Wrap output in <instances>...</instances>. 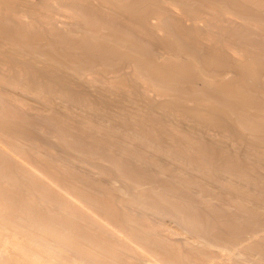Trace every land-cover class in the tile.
<instances>
[{"label": "bare ground", "instance_id": "obj_1", "mask_svg": "<svg viewBox=\"0 0 264 264\" xmlns=\"http://www.w3.org/2000/svg\"><path fill=\"white\" fill-rule=\"evenodd\" d=\"M169 1L170 0H168V2ZM172 1H177L180 4V7L182 6L181 9H183L182 12L184 14L182 15L185 16L184 19H189V17H192L191 20H194L193 18H196L194 17L196 12L192 10H195L197 7H195V9L187 8L189 5L188 2L192 4L194 1ZM199 1L200 0L197 2ZM227 1L226 3L228 6L232 0H229L230 3ZM165 2L166 0H0V264H4L2 263L1 259L5 256L2 255H4L8 249H15L18 253L16 259L12 257L5 258V260H8V264H73L72 262L66 260L65 257L58 254L60 253L65 255V253H63V249L56 247V244L62 246V242H64L69 247L66 248V251L72 252V255L77 257L78 264H129V262H125L126 259L125 261H122L121 259L116 258L118 256H115L114 258V248L112 251L111 245L112 243L116 242V239H119H115V235L117 233L115 232L114 235V231H112L111 228H118L128 238H130L131 234H136H133V232H136L135 230H137L135 228L134 230L133 226L139 228L137 231H141L144 228L147 230L151 228L155 230V228H153L150 224L146 225L144 223L145 225H141V221L143 222L144 219L146 220L149 218V215L146 216V214L153 211L155 214L158 213L159 215H163V217L167 215V218L165 219H168L170 216L176 217L177 220L179 218H186V221H188L189 218L187 217L197 219L194 222L196 225L194 226V233H196L198 238H200L195 239L194 237L195 241H198H196L195 245L193 244L189 246H195L197 250L201 252V254L205 253V255H207L205 256L207 259L209 256H211V252H213V250L210 249L212 246L213 248L215 246L218 247V243H224L228 238L230 239L229 244L233 241V239L231 240L230 238V235H232L231 232L234 234V232L242 228L241 221H246V223H242L244 229L243 231L245 233L249 231L247 228H251L252 231L254 230L252 227H254L256 230V227H258L256 224H259L260 222L262 223V221H264V217H262V215L264 216V214H262L264 211L261 212L260 210L264 208V82L261 80V83L258 84L257 81L256 83L258 85L252 87L250 86L251 83L247 84L248 82H245L246 78L249 77H246L245 81L242 77V79H237L236 81V78L234 79L233 77L235 76L233 75L232 77L229 76L232 78L231 82L228 80L229 83L226 84L223 79L222 82H220V77H222L223 74L220 76V72L218 71L219 73H216L219 76L218 78H220L219 83L216 78L213 80V77L216 76L215 73L214 76L211 72V76L213 77L210 79L211 76L209 77V73L211 69L209 70L208 76L206 75L205 71L208 72V70L205 69H208V66L205 67L202 65L205 67L203 68L197 62H194L196 66L194 64V66L192 65V70H188L189 72L193 71L194 74L189 76H176L175 74L174 76L173 73H175V70H177L175 69L177 66L174 63L175 59H171L173 56L168 58V55L166 54H169L171 50L173 52V49L177 51L176 49L182 50V48H184L182 46H184L183 44H186V42L184 43L182 41V34L180 32L182 29L188 26H185L184 23L182 26L180 25L178 27L177 22L181 21L177 20V22H175L176 20H173V22L167 16L166 17L169 18V20L166 19V17H163L164 14L161 15L162 13L159 14L156 12L159 7L154 10L152 8L153 6H151H158L160 3L161 5L162 3L165 5ZM215 2L217 1L214 0L213 6L217 4V7L219 6L220 9L226 8L227 10H224L225 12L228 10H232L233 12L235 9L240 19L237 17L235 12L233 16L236 15L235 17L238 18L240 22L241 19L243 22L245 21V26L251 25L252 22L257 26L258 23L256 24V22L264 20V16L263 19L259 17V15L262 17V14L264 13L263 11V13L258 14L260 13L258 12V15H255L256 13L254 14L253 10L251 11L246 8L247 4L242 3L239 5L235 2L237 5H234L232 9L231 6L234 3H231L229 5L230 7H227L226 4L224 6V3L220 4L219 2ZM203 3H205V1H203ZM168 4H170V2ZM200 4L202 3L200 2L198 7H200ZM207 4L212 5L211 2H208ZM156 6H154V8ZM99 7L103 8L104 10L109 9L108 12L114 11L116 13H120L121 10L122 13V11H124L125 14L122 13V15H127V20H131L129 25L125 26H130V28V24L138 25V23L144 25L146 24L145 26L147 27L149 22L148 18L151 16H158L154 17L153 19L154 22L155 18L157 20L155 23H153V27H151L152 24L150 22L149 23L151 26H148H150L152 29L155 27V30L159 29L156 30L157 32L161 31L165 33L163 34V37L161 36L162 39H164V35H166L163 42L165 44L164 48L171 47V49L169 48V52L164 54L166 56L163 57H167L163 58L162 61L164 62L161 63L160 60L162 59V53H155L158 55L157 57L154 56L155 54H153V52H150L152 53V56H154L153 58L160 57V64L157 63L159 61L154 64L153 62H155L156 59L150 57L151 54L149 53V49H147L149 47L147 43L145 46L146 48L141 46V41L143 40L142 38L145 36V39H147V35H144L145 32L142 33L143 35L138 32L139 35H142V38H140L141 40L139 39L140 43L138 42V44L137 41H135L136 39L138 40V38H133L135 36L134 33L131 37L133 40H131L128 38L130 37V35H128V31H123L124 28L117 25L119 23H116L117 26L113 24L115 17L111 18L112 12L110 15L107 14V12L105 14L103 9H101L103 11L100 10L99 12ZM206 7L208 9V6ZM219 7L217 8L218 10L216 9L217 11H220ZM166 8H168V5ZM260 8L262 7L260 6ZM181 9H179L180 12ZM207 9H205L206 12ZM222 11L223 10H221L220 13H222ZM114 12L113 15L115 16ZM193 12L194 14H192ZM225 12L223 13L226 14ZM120 14L118 15L119 18ZM197 14L195 16L198 18L201 12L198 15ZM57 15L61 16L60 18H65L63 23L59 21L60 19ZM203 17L201 19H206ZM224 18L225 19H222V21L226 20L225 16ZM212 20L214 21V19ZM123 21L126 24L127 21H125V17ZM202 21L206 22L205 20ZM226 22L227 20L224 23ZM262 22L264 24V21ZM229 23L226 25H231V22ZM60 24L63 25L61 26L62 28L59 27ZM174 24L176 27H178V29L182 27L180 28L181 30H179L180 32H175L176 30ZM196 24L197 23L195 22L192 23L193 26L190 28L191 25L189 23V27L185 29L189 30L190 28L191 33L193 31L196 32L198 31V25L196 26ZM241 24L243 23H240V25ZM144 25L140 26L145 27ZM243 26L244 25H242V27ZM234 27L236 28L237 26H233V28ZM260 27L262 28V26ZM139 28H137L138 31ZM148 28L149 27H147V29ZM203 29L200 28V30L204 31ZM218 29L220 30V28ZM121 30L125 33H121ZM155 30L153 29V32H155ZM131 32L132 31H130L129 34H131ZM183 32H186L185 35L188 33L187 31ZM195 34L199 36L197 32ZM195 34L192 35L194 36ZM193 36H190L191 40ZM226 36H228V34ZM127 39H130L129 42ZM255 39L257 40V38ZM207 40H209V38ZM150 41H152V38H150ZM251 41L253 42V40ZM192 42L194 41L192 40L191 43ZM163 43L161 44L163 45ZM142 44H144V42ZM255 44L257 43L255 42ZM117 46H119V48ZM188 46L189 44H187V46L185 45L186 48L190 47ZM116 47L118 48V51ZM138 47L140 52L144 49L148 50L146 55H150V58L148 57L143 59V57H146L142 55V53L145 55V50V52L142 51L141 53L134 52L138 50L136 49ZM191 47L194 48L195 46ZM123 48L125 49L123 50ZM193 48H189V50L194 52L196 48L192 50ZM120 49H122V52ZM151 49L153 48H150V51H152ZM179 50L177 52H179ZM216 50H218V48ZM187 51L185 50L186 53ZM225 51L226 50H222L223 53ZM172 52H170V54H172ZM219 52L222 57H225V54H222L221 50L216 53L219 54ZM232 52L234 53V50ZM189 54L190 52L186 54L188 55L187 58L191 55V57L196 55L195 52L194 54ZM184 55L183 57H185ZM221 55L219 56L220 58H222ZM243 57L244 56H242V58ZM206 58L207 57L204 59L207 60L209 57L207 59ZM190 59L192 60V58ZM211 59L210 60L213 63V60H217L218 58L215 56ZM218 60L216 63L219 62V64L222 63V60L225 61L224 59ZM259 60L261 61L262 59ZM187 61H189V59ZM204 61L202 60V63H204ZM207 61H205V65ZM183 62L181 65H183ZM189 62L193 63L192 61ZM234 62L238 63V61ZM212 63H210L209 66L212 65ZM225 63H223V66H225ZM124 64L129 65V71L132 69L131 74L127 70L130 75H127V72L126 74L124 73L125 75L121 74ZM217 65L216 68L220 70V67L218 68ZM229 65L232 66L231 64ZM262 65L264 67V63L261 64V67ZM179 68L181 69V66ZM182 69H184L183 66ZM181 70L178 71L180 72ZM86 71L90 73H84ZM185 71L182 70V73H185ZM108 72H110V74ZM203 72H205V76H199L202 75ZM106 73H108L110 77L112 74H114V77L111 79L109 76H107L109 77L107 78L106 75L108 74ZM243 73H245V71H243ZM225 77L224 79L227 81L228 76L226 78ZM253 77L254 76H252V79ZM257 77L259 76L257 75ZM216 81L217 83H215ZM223 81L225 82L224 85L221 84ZM198 84L200 86H198ZM220 84L221 86H219ZM253 85L255 84L253 83ZM150 91L159 93V98L161 97V100L159 99L160 101H158V103H156L157 101L155 99L152 101L149 100L150 98H148L147 95ZM83 111L86 113H83ZM81 113H83V116L80 115ZM84 114H86V116ZM210 130L211 132H217L220 134L219 137L221 136L222 138L220 139L217 136L219 140H217L218 138L215 139V142L214 140H210L214 135V132L211 133ZM209 134L213 135L211 136ZM205 135H209V139H207V136L205 138ZM224 135L225 137H223ZM48 136L54 137L55 141L52 140L53 138ZM214 136L216 137V135ZM40 137H44V140H46V137L48 139L50 138L46 144H49V142L52 140L51 143L54 144L52 145L54 148L56 146L60 150L59 153L62 152L61 155L64 153L63 151H67L65 154H69L73 151L72 155L76 152L80 156L82 155V157H84L83 159L87 157L85 160H82V157L80 158L81 164L82 161H88L91 163L92 160L98 156V159L94 160H102L104 162L106 160L109 162L108 164L111 163L113 167H117L118 170L114 167V171H119L118 173L115 172V174H117L116 176L113 175V167V173L111 174L110 172V167L112 166L111 164L109 166L107 165L108 167L106 166L104 170L102 169L105 172L108 171V173L105 175L103 174L105 172L102 171L103 173H100V175H102V177L105 175V178H111V180L110 178L108 180L104 179V182L109 180L115 181L119 178L118 181L120 182V185L122 184L121 186L118 184L120 187L117 186V183H119L117 180V183L113 182L115 183L113 186L116 185V187L121 189H119V193H117L118 190H116L115 186H108L106 183H102L103 185L108 186L104 187L97 184L99 181L95 183L98 178H96L97 180L94 178L95 181H91L87 176L86 178L89 180L86 178L84 179V175V177L81 176L82 178H80V175L77 176V173L80 171L78 172V169L76 170L71 164L70 165L72 168H69L67 163H62V157H60V154L53 152L57 151L56 149H53V151L50 152V149H45L44 146L47 145H45L44 141L42 140L43 138ZM224 138H226V140L229 139V141H223L225 140ZM41 140L44 144H40H42L44 148H42V145L40 146L39 144ZM45 142H47V140ZM53 146L50 145V147ZM149 149L153 150L152 156V153L149 154L150 156L146 154L148 153ZM76 153L74 155L77 157L78 155ZM91 156L94 158L92 159ZM79 157L77 158L79 159ZM63 158H65V160L68 158L70 159V155L69 157L68 155L67 157L63 156ZM72 159H70L71 162ZM133 160L136 163H134ZM167 162H169V164H167ZM99 163L100 162H98V166ZM133 163L134 165H131ZM96 164L97 163L94 162V165ZM84 166L82 167L84 168ZM142 166L144 168L149 166L147 168L148 170L150 166H153L156 168V170H159V172L157 171L159 177L156 173L153 174L155 176H150L148 178L149 182L151 181L153 184L156 183L157 187L154 186L155 184L151 185V183L146 181L149 171L153 168H151L149 171L145 168L147 170L145 172V169ZM91 167L86 168L89 170ZM100 167L101 165L99 168L97 166L95 167L96 169L98 168V172L99 169L104 168V166L101 168ZM72 169L73 171H77L76 175L75 173L73 174V172H71ZM142 171L147 173V175L141 174L143 173ZM152 171L153 173L156 172L155 170ZM98 172L96 171L95 173ZM72 174L75 176H71ZM79 174L82 175L84 173L80 172ZM187 174L190 175L188 176ZM219 174H224L226 177L228 176L227 178H235V180L233 179L235 182L233 181V183H230L231 179H228L230 182L227 181V179L223 180V178L226 177L224 176L222 178L223 175L219 176ZM95 175L100 176L99 173ZM144 176L146 179L143 182L144 178L142 177ZM197 176L201 177V179H198ZM76 177H78L79 180H86V183L83 180L81 181L87 185L78 182L79 180H77ZM132 179L135 181L138 179H143L138 180V182L142 181L141 183L139 182V185L143 184V186H148V184H150L151 188L148 186L149 188H145L143 189L144 191H141L138 189L140 186L137 188L135 187V184H138L137 181L136 183H133L134 181ZM73 180H75V183ZM127 180L132 182L130 183L131 187H129V181ZM110 181L107 183L110 184ZM76 182H78V185H84V187L90 186V182L91 186H93L92 189L89 187L91 189L90 191H86L88 189L87 187L84 190V187L81 185V189L80 186L76 185ZM145 182H147V184H145ZM157 183H159V185ZM95 184L98 185H96V189ZM132 184H134V187H132ZM213 184L218 186V189L216 190H219V187L221 186L223 188L222 190H227L229 193H231L230 195H233L232 197L229 196L226 199L231 207H227L229 205L224 201L227 195H224L223 193L222 194L224 197L221 196L224 198H221V201H223H220L221 203L215 201L218 198V193H215V189L213 192L212 187H210ZM143 186L141 187L144 188L145 186ZM152 186H154V188ZM193 186L199 187L198 189L200 190L203 189L201 191H212L213 195L211 194V196H214L215 193L216 195L214 198L217 197L215 200L213 197L209 198H213V202H218L221 207L218 206V204L216 205V203H211L212 201L210 199H205L207 193L204 197V194H202L200 191L201 194L199 192L198 196L196 195L195 197L193 191L190 192L191 190H194L190 189V187ZM132 188L137 189V191L135 189V194L139 192L137 193L138 195L134 194V190H132ZM147 189H149V191L150 189H157V192L160 191L161 193L164 192L167 193V195L169 194L168 197L161 195V193L159 195L157 193L155 195L153 194L154 196L158 195L159 197H157L159 200L156 201L159 202L157 203L159 204V211L156 209L157 212L155 211V207L152 205V202L157 199L155 198L153 200L151 198V193L153 191L150 193ZM114 191L117 193L116 195L119 194L120 197L115 196V193L113 194ZM120 192L124 193L120 194ZM154 192L156 191L154 190ZM222 194H218V196ZM207 196H209V193ZM218 199L220 200V197ZM193 200L198 204L200 203L199 205L201 207L194 203ZM223 202L227 204V206L224 207L222 204ZM130 203V206L134 204L139 206V211H137V213L135 212L137 209L134 210L133 207L128 206ZM155 203L153 204L157 206ZM190 203L191 206H193L192 204H195V210L190 209L192 208ZM151 205L154 210L151 209L152 211H149L148 209L151 207ZM195 206H198L196 208L200 207L202 210H196ZM258 206L262 208L259 209ZM129 207L133 208L134 211L132 212L131 209L129 210ZM218 212L220 214L223 212L221 216H223L224 212H226V214L228 212V214H231L232 219H237L235 220L237 223L231 219L232 222L234 221L233 223L238 224L234 225L236 228H233V226L231 228V225L233 224H230L227 227L224 225L225 228L220 226L224 229L220 228L218 223H220L219 220L221 217H218L219 220L216 219L217 215L219 214ZM171 213L172 215H168ZM192 219H190V222ZM208 220L213 221L209 222ZM248 221L250 225L247 223ZM78 223L82 224L78 225ZM133 223H137V225L140 223L141 224L137 226L136 224L133 225ZM261 223L259 225H261ZM222 224L223 222L219 225ZM247 224L252 227L245 226ZM160 225L158 226V229L162 228ZM153 226L157 227V225ZM209 226H211V228ZM238 226H241V228ZM244 226L247 231H245ZM260 227L263 228L264 226H259L257 228L259 233V230L261 229ZM131 229L134 231L132 232ZM166 229H168L167 226L165 230ZM207 229L212 231H207ZM67 230L70 231L68 232ZM169 230L170 229H168V231ZM217 230L219 232L218 234H216ZM251 231L249 233L247 232V235L249 234L250 236ZM262 231H264V229ZM144 232H140V234L137 232L135 235L137 238H134L133 236L134 240L138 239L137 241L142 244L140 247H153L151 249L149 248L150 250L147 248L151 253H153L154 248L156 251L160 249L161 253L159 252V254L163 256V262L168 261V263L171 262V264H189L191 260V264L193 263L194 258L197 260V262L201 261L196 259V257H199L198 253H196L197 255L195 254L196 250L195 252L192 250L191 255L186 258L184 256V249L188 246H185V248L183 247V253L180 251V247L178 248V246H176V243L175 245L168 244L170 241L166 243L163 240L166 238L161 237V235L159 236V240L157 237L156 239L155 237L153 238V236L156 235H150L151 237H149V233ZM211 232H213V234H210ZM238 232L236 234H238ZM244 232H242V234H244ZM239 233V236L242 237H245L246 235H242L241 232ZM236 234L232 235V238L233 236L235 238ZM256 234L251 235V238L254 235V237L257 238ZM107 235H110V237ZM116 236L119 237L118 234ZM244 237L243 240H240V237L237 240L236 238L234 239L237 241V243L239 240V245L236 243L237 250L240 248V245L242 246L244 244L243 247L245 248L247 245L246 247L249 248L250 251L248 244H251V242L246 244L245 242L250 240L247 238L245 239ZM223 238L225 240L224 242L222 241ZM255 238L251 239L255 241H253L254 243L259 242L258 240L264 237H258L259 239L257 240H255ZM120 240H122V237ZM167 240L170 239L168 238L166 241ZM216 240L219 242L216 243ZM209 241L215 242L214 245L212 244L213 242H211L210 244L212 246L207 247L206 244H209ZM235 241L233 243H235ZM241 241L244 243L240 244ZM116 243H118V241ZM226 243L228 244V241ZM233 243H231L232 247L234 245ZM260 243L261 242L257 244L260 245ZM204 244L206 246H204ZM257 244H255L256 247H253L256 251H258L257 248H260L257 247ZM156 246H159L160 248L157 249ZM129 247L130 246L127 245V248ZM232 247L229 250V247L226 248L224 246V248L228 249L227 251H224L229 253L230 251L234 250L235 246L233 249ZM144 248L142 247V249ZM244 248L243 250L239 249L240 251H238V254H241V251L245 250ZM253 248L251 246L252 250ZM262 248H264L263 243L261 249ZM56 249H59L60 251ZM129 249H131V247ZM261 249H259V251H261ZM148 250L145 252L148 253ZM210 250L212 251L210 252L211 254L209 253V255L207 253ZM246 251L244 252L247 253ZM215 253L214 256L216 255ZM220 253H222L225 257ZM220 253L217 252V254H220V257L223 256L224 258H227V255H225L223 251ZM260 253H262V251ZM235 254H237V251L236 253L235 251L229 253L228 257H237L238 254ZM256 255L259 256V253ZM65 256L67 257V255ZM200 257L203 259L205 258L203 256ZM216 259L211 257L209 261L205 259L204 260L210 262V264H227V262L224 263V261H218V259ZM235 259H231L230 261V259L228 260L227 258V261L235 264L233 261H238V258L236 260ZM144 262L146 264L151 263L150 261H143L142 264ZM208 262L204 263L209 264ZM252 262L254 263V261ZM194 264L198 263L195 261ZM237 264L241 263L237 262Z\"/></svg>", "mask_w": 264, "mask_h": 264}, {"label": "rangeland", "instance_id": "obj_2", "mask_svg": "<svg viewBox=\"0 0 264 264\" xmlns=\"http://www.w3.org/2000/svg\"><path fill=\"white\" fill-rule=\"evenodd\" d=\"M32 1H37V0H32ZM188 1H191V0H188ZM193 1H194L195 3H194ZM197 1H198V0H192V2H193L192 4H191L190 2H188L189 5H188L187 8L195 9V7H197L195 10H192V11L196 12L195 15L197 14V12H198L199 10H200V11L198 12V14L201 12V14H199L198 18H197V16L194 15V17H196V18H193L194 20H191L192 17H191V18L189 17V19L191 20L192 23L195 22V23H197L196 26H197V25L199 26V27L197 26L198 31H196L197 34H199V36L196 35V34H195L196 32L193 31V30H192V31H193L194 33H193V32L191 33L190 28H192L193 25H192V23L190 22V20H189L188 18H187V19H186V18L184 19L185 16L182 15V14H184V13L182 12L183 9H181L182 6L180 7V4H179L177 1H172V0H170V1H169L170 4H168L169 2H168V0H166V2H165L166 4H165V5L163 4L164 1H163L162 5H161V3H160L158 6H156V5H151V6H153L152 8H153L154 10L157 9V7H159V9H157L156 12L159 13V14L162 13L161 15L164 14L163 17H166V16H167V17L170 18L171 21L176 20L175 22H177V20H178V21H181V22H177V23H178V24H177L178 27H179L180 25L182 26V24H184V23H185V24H184L185 26H188V27H189L188 24L190 23L191 27L189 28V30H186V29H185V28H188V27L183 26V27H185V28H184L185 30L182 29L181 32H180L179 30H181L180 28H182V27H180V28L178 29V27H176L175 24H174V26H175V30H176L175 32H180V33L182 34V35H181L182 41H183L184 43L186 42V44H183L184 46H182V47L186 48L185 45L187 46V44H189L190 47H189V46H188V47L191 49V48H193V47H191V46H195L192 50H194V49L196 48V50H194V52H195L196 55H194V57H191L192 55L189 56L190 58H192V60H191L189 57L187 58L188 55H186V54H188V52H190V54H194V52L191 51V50H189V48H186V49H185L186 51L189 50V51H187V53L185 52V50H183L184 48H182L183 51H182L181 49H180V50H179V49H176L177 51L179 50V52L175 51V50L172 48V49H173V52H172V50L170 51V52H172V54H170V52H169V48L171 49V47H168V46H167L168 48H164V45H165V44H164L163 42H164V39H165V36H166V35H164V39H162V37H163V34H165V33L161 32V31H158V32H157L156 30H159V29H156V30H155V27L153 28V29L155 30V32H153V29L150 28V26H151L150 23L152 24L151 27H153V23H155V22L157 21L156 18H155V22H154L153 19H154V17H158V16H151V17H150L151 19L148 18V21L150 22V23L148 22V25H150V26L147 25V27H149L148 29H147V27L145 26L146 24L144 25V24H140V23H138V25H139L140 28L138 27L137 24H135V25L130 24V25H131V28H130V26H129V27H126V26H125V25H129V23L131 22V20H130V19H128V20H130V21L127 20L128 17H126L127 15L124 16V14H125L124 11H122V13H124L123 15H122V13H121V10H120V13H121V14H120V13H116V12H114V11H111V12H112V14H111V12H108L109 9H108V10L105 9V10H106V11H105L103 8H100V7H101V6H100V7H99V12H100L101 9H103L104 11H103V10H101V11H103L105 14H106V12H107V14H109V15L111 14V18H112V17H115L116 19L114 18V23H113V24H115V26H117V25H118V26H122V27L124 28V30H123V29H122V30L125 31V32L128 31V35H130V37H128V36H127V37L130 38V39H131V37H132V34L134 33L135 36H134L133 38H134V39H136V37L138 38V40H137V39L135 40V41H137V43L141 40L140 38H142V35H143L142 33L145 32L144 35H147V36H146L147 39H145V36L142 38L143 40L141 41V46H142V47H143V46L145 47V46H146V43H147V45L149 46V47L147 46V47H148L147 49H149V53H150V52H153V54H155V53H156V54H157V53H158V54H161V53H162V56L160 55V56L162 57V59H160V57H159V58H153L154 56H157V57H158V55L155 54L154 56H152V53H150L151 56H150V55H149V56L152 57L153 59H156L155 62H153L154 64H156V62L159 61V59L161 60V63H162V62H164V61H162L163 58H167V57L170 58V56H171V57L173 56L171 59H172V60L175 59V60H174V63L177 65V66H176V65L174 64V65L176 66L175 69H177V70H175V73H173L174 76H175V74H176V76H189V75L194 74L193 71L189 72L188 70H192L193 66L195 65L194 62H197V63H199L201 66H202V65L205 66V67L208 66V69H205V70H208V72L204 70V71L206 72V75L208 76L209 70L211 69V70H210V73H209V77L211 76V72H212V74H213L214 76H215V74H216L217 77H216V76H215V77L211 76L210 79H212V77H213V80H215L214 78H216V80H218V82L220 81L219 79L221 78V81H220V82H222V79H223V80L226 82V84H228V83H229L228 80H230V82H231V80H232L231 77H232L233 75L235 76V77H233V78H234V79L236 78V81H237V79H242V78H243L244 81H245V78H246V77H249V78H246V81H245V82H248L247 84H250V83H251L250 86H252V87H254V86L258 85L259 83H261V80L264 82V69H262V68H264V67H263V65H262V67H261V64L264 63V53H263V52H264V49H263V48H264V46H263L264 44H262V43H264V42H262V41H264V31H263V30H264V24H263L262 21H264V20H262V21L260 20L259 22H256V24L258 23L257 26L254 25L253 22L251 23V25H249V26L246 25V26H245L244 23H246V22H245V21L243 22L242 19H241V22H240V20H239L240 17L237 15V13H236L237 11H236L235 9H234L235 11L233 10V12H232V10H228L227 12H225L224 10H227L226 8H221V9H220V7L218 6L220 11H217V10H218V9H217V8H218V7H217V4H216V5L214 4V5L216 6V8H215V6H213V2H214V0H210V1H208V0H203V1H205V3H203V1H201V0H200L199 2H197ZM212 1H213V2H212ZM215 1H217V2H215V3H218V2H219L220 4H223V3H224V6H225V4H226V6H227V3H226L227 0H226V1H224V0H220L221 2L218 1V0H215ZM230 1H231V0H230ZM230 1L228 0L227 2L230 3ZM196 2H197V3H196ZM200 2H201L202 4H200V7H198V6H199L198 4H199ZM206 2H207V3H208V2H211L212 5H211V4H207ZM235 2H236L237 4H239V5H241L242 3H243V4H247V5H246V8H248V9L251 10V11L253 10L254 14L256 13L255 15H258V14H261V13L264 12V5H263V4H264V0H250V1H249V0H246V1H245V0H244V1H243V0H241V1H238V0L233 1V0H232L231 3H232V4L234 3V4L231 6V8H232L234 5H235V6L237 5ZM240 2H241V3H240ZM155 3H156V2H155ZM231 3H230V4H231ZM190 4H191L192 6H191ZM206 4H207V5H206ZM230 4H229V5H230ZM255 4H256V5H255ZM167 5H168V8H166ZM195 5H196V6H195ZM203 5H204V6H203ZM218 5H219V4H218ZM229 5H228V6H229ZM248 5H249V6H248ZM259 5H260L262 8H260ZM154 6H156V7L154 8ZM163 6H164L165 8H164ZM206 6H208V9H207ZM228 6H227V7H228ZM179 7H180V8H179ZM202 7H203V8H202ZM229 7H230V6H229ZM242 7H243V6H242ZM255 7H257V8H255ZM258 7H259V8H258ZM162 8H164V9H162ZM200 8H201V9H200ZM209 8H210V9H209ZM250 8H251V9H250ZM179 9H181V12L179 11ZM205 9H207V12H206ZM211 9H215V10H211ZM216 9H217V10H216ZM228 9H229V8H228ZM232 9H233V8H232ZM248 9H246V10H248ZM254 9H255V10H254ZM162 10L165 11V12H163ZM201 10H202L203 12H202ZM221 10H223L222 13H220ZM249 10H248V11H249ZM256 10H257V12H256ZM158 11H159V12H158ZM209 11H211V12H209ZM216 11H217V12H216ZM262 11H263V12H262ZM103 12H102V13H103ZM113 12L115 13V16L113 15ZM194 12H193L192 14H194ZM223 12H225L227 15L224 14ZM234 12H235V14L237 15V17H238L239 19L235 17L236 15L233 16ZM258 12H260V13H258ZM104 13H103V14H104ZM165 13H167V14H165ZM257 13H258V14H257ZM119 14H120V18H121V19H120L119 16H118ZM198 14H197V15H198ZM215 14H216V15H215ZM218 14H219V15H218ZM179 15H180V16H179ZM213 15H214V16H213ZM57 16H58V15H57ZM122 16H123V17H122ZM201 16H202V17L204 16L203 18H206L207 20H206V19H201V18H202ZM219 16H221V17H219ZM222 16H223V17H222ZM224 16L226 17V20H227L226 23H224L226 20L222 21V19H225ZM227 16H228V17H227ZM263 16H264V13L262 14V17H261V15H259V17L262 18V19H263ZM60 17H61V16H58V18L60 19L59 21H60L61 23H63L65 18L63 19V17H62V18H60ZM124 17H125V21L128 22V23L126 22V24H125V22L123 21V20H124ZM152 17H153V18H152ZM167 17H166V19L169 20V18H167ZM177 17H178V18H177ZM182 17H183V18H182ZM209 17H210V18H209ZM212 17H213V18H212ZM216 17H217V18H216ZM234 17H235V20H234ZM218 18H219V19H218ZM61 19H63V20H61ZM118 19H119V20H118ZM149 19H150L151 21H150ZM208 19H209V21H208ZM212 19H214V21H215V19H216V21L214 22ZM230 19H231V20H230ZM236 19L238 20V22H237ZM202 20H205L206 22H207V21H208V22L206 23V22H204V21H202ZM211 20H212V22H211ZM220 20H221V22H220ZM228 20H229V21H228ZM121 21H122V23H121ZM152 21H153V22H152ZM193 21H194V22H193ZM217 21H218V22H217ZM233 21H234V22H233ZM235 21H236V22H235ZM60 22H59V23H60ZM173 22H174V21H173ZM182 22H183V23H182ZM199 22H200V23H199ZM213 22H214V25H213ZM216 22H217V24H216ZM219 22H220V23H219ZM222 22H223V25H222ZM229 22H231V25H229V24H230ZM232 22H233V25H232ZM59 23H58V24H59ZM116 23H119V24L116 25ZM123 23H124V24H123ZM179 23H180V24H179ZM204 23H205V25H204ZM227 23H229V24H228L229 26L226 25ZM234 23H235L236 25H235ZM240 23H243V24L240 25ZM201 24H202V25H201ZM140 25H141V26L144 25L146 28H145V27H141ZM154 25H155V24H154ZM207 25H210V26H207ZM211 25H212V27H211ZM215 25H216V26H215ZM217 25H218V26H217ZM242 25H244V26L242 27ZM61 26H63V25L60 24L59 27H61ZM155 26H156V25H155ZM213 26H214L215 28H214ZM222 26H224V27H222ZM230 26H231V27H230ZM233 26H237V27H236V28H235V27L233 28ZM239 26H240V27H239ZM260 26H262V28H261ZM125 27H126V28H125ZM135 27H136V29H135ZM216 27H217V28H216ZM226 27H227V28H226ZM61 28H62V27H61ZM128 28H129V29H128ZM137 28H139V31H138ZM142 28H143V29H142ZM176 28H177V29H176ZM200 28H201V29L204 28V29H203L204 31L200 30ZM218 28H220V30H219ZM222 28H223V29H222ZM244 28H245V29H244ZM120 29H121V28H120ZM140 29H141V32H140ZM149 29H150V30H149ZM151 29H152V31H151ZM214 29H215V30H214ZM229 29H230V30H229ZM232 29H233V30H232ZM240 29H241V30H240ZM250 29H251V30H250ZM102 30H104V29H102ZM102 30H101V31H102ZM122 30H121V33H125V32H123ZM142 30H143V31H142ZM213 30H214V31H213ZM225 30H226V31H225ZM239 30H240V31H239ZM248 30H249V31H248ZM130 31H132L131 34H129ZM149 31H151V32H149ZM183 31H187L188 33H191V34H188V33H187V35H190V36H193L192 34H195V35L192 37V40H193L194 42L191 43L192 40H191L190 36L185 35L186 32H183ZM199 31H200V32H199ZM220 31H221V32H220ZM246 31H247V32H246ZM250 31H252V32H250ZM138 32L141 33L142 35H141V34L139 35ZM172 32H173V31H172ZM201 32H202V35H201ZM203 32H204V34H203ZM206 32H207V33H206ZM223 32H224V33H223ZM233 32H234V33H233ZM242 32H243V33H242ZM147 33H149V34H147ZM150 33H151V34H152V33H155V34H152V35H153V37H152V35H151ZM159 33H160V34H159ZM161 33H162V34H161ZM183 33H184V35H183ZM219 33H220V34H219ZM232 33H233V35L231 36ZM247 33H248V34H247ZM126 34H127V33H126ZM207 34H208L209 36H208ZM214 34H215V35H214ZM216 34H217V36H216ZM222 34H223V36H222ZM227 34H228V36H226ZM234 34H235V36H234ZM236 34H237V35H236ZM241 34H242V35H241ZM256 34H257V35H256ZM124 35H125V34H124ZM220 35H221V36H220ZM254 35H255V36H254ZM149 36H150V37H149ZM161 36H162V37H161ZM196 36H197V37H196ZM210 36H211V37H210ZM240 36H242V37H240ZM245 36H246L247 38H246ZM256 36H257V37H256ZM148 37H149V38H148ZM184 37L186 38V40H185ZM188 37L190 38V40H189ZM207 37L209 38V40H207V39H208ZM221 37H222V38H221ZM224 37H225V39H224ZM150 38H152V41H150ZM160 38H161V39H160ZM177 38H179V37H177ZM196 38H197V40H196ZM206 38H207V39H206ZM217 38H218V39H217ZM243 38H244V39H243ZM255 38H257V40H256ZM259 38H260V39H259ZM130 39H129V40H130ZM139 39H140V40H139ZM154 39H155V40H154ZM187 39H188L190 42H189ZM219 39H220L221 41H220ZM230 39H231V40H230ZM127 40H128V39H127ZM129 40H128V42H129ZM131 40H133V39H131ZM144 40H145V41H144ZM201 40H203L204 42L201 41ZM211 40H212V41H211ZM224 40H225V41H224ZM251 40H253L254 43H253ZM261 40H262V41H261ZM158 41H159V42H158ZM161 41H162V42H161ZM259 41H260V42H259ZM130 42H131V41H130ZM143 42H144V44H142ZM154 42H155V43H154ZM188 42H189V43H188ZM200 42H201V43H200ZM208 42H209V43H208ZM218 42H219V43H218ZM239 42H240V43H239ZM255 42H256L257 44H255ZM139 43H140V42H139ZM139 43H138V44H139ZM161 43H163V45H162ZM207 43H208V44H207ZM215 43H216V44H215ZM221 43H222V44H221ZM224 43H226L227 45L224 44ZM235 43H236V44H235ZM192 44H193V45H192ZM197 44H198V45H197ZM209 44H210V45H209ZM223 44H224V45H223ZM244 44H245V45H244ZM202 45H203V46H202ZM207 45H209V46H207ZM216 45H217V46H216ZM221 45H222V47H221ZM225 45H226V46H225ZM229 45H231L232 48H231V46H229ZM239 45H240V46H239ZM258 45H259V46H258ZM261 45H262V46H261ZM158 46H159V47H158ZM201 46H202V47H201ZM210 46H211V47H210ZM238 46H239V47H238ZM241 46H242L243 48H242ZM247 46H248L249 49L247 48ZM117 47L119 48V46H117ZM117 47H116V48H117ZM142 47H141V48H142ZM144 47H143V48H144ZM160 47H161V48H160ZM165 47H166V46H165ZM197 47H198V48H197ZM216 47L218 48V50H216V49H217ZM225 47H226V48H225ZM233 47H235V48H233ZM253 47H254V48H253ZM118 48H117V51H118ZM121 48H122V47H121ZM141 48H140V50H141ZM145 48H146V47H145ZM150 48H153L154 50L151 49L152 51H150ZM163 48H164V51H163ZM201 48H202V49H201ZM213 48H214V49H213ZM221 48H222V49H221ZM124 49H125V48H123V50H124ZM136 49H138V50H136V51H134V52L141 53V52L144 51V50L146 51L145 55L142 53V55H143V56H146V57H143V56L141 55V56L143 57V59L149 57L148 55H146L148 50L144 49V50H141V52H140V51H139V47L136 48ZM166 49H167L168 51H167ZM198 49H199V50H198ZM207 49H208V50H207ZM209 49H211V50H209ZM227 49L230 51V53H229V51H228ZM239 49H240V51H239ZM241 49H242V50H241ZM254 49H255V50H254ZM259 49H261V50H263V51H261V50H259ZM120 50H121V52H122V49H120ZM213 50H214L215 52H214ZM220 50H221V53H222V54H225V57H222V55H221L220 52H219V54H220L221 57H222V58H220V57H219L220 55H219L218 53H216V52H218V51H220ZM222 50H223V51L226 50V51H225L226 53H225V52L223 53ZM233 50H234V53L232 52ZM235 50H238V51H235ZM249 50H250V51H249ZM145 51H144V52H145ZM157 51H158V52H157ZM208 51H209V52H208ZM212 51H213V52H212ZM244 51H245V52H244ZM246 51L248 52L249 55L247 54ZM164 52H165V53H164ZM167 52H169L170 55H169ZM180 52H181V54H180ZM192 52H193V53H192ZM149 53H148V54H149ZM166 53H167V54H166ZM176 53H177V54H176ZM210 53H211V54H210ZM212 53H213L214 55H213ZM238 53H239V54L241 53L242 55H241V54L239 55ZM243 53H244V54H243ZM132 54H133V53H132ZM164 54H166V55H168V56H167V57H163V56H166V55H164ZM173 54H174V55H173ZM175 54H176V55H175ZM184 54H185V55H184ZM190 54H189V55H190ZM197 54H198V55H197ZM206 54H207V55H206ZM217 54H218V57H217ZM234 54H235V55H234ZM237 54H238V55H237ZM245 54H246V55H245ZM178 55H179V56H178ZM183 55H184L185 57H183ZM211 55H212L213 57L216 56V58H218L219 60H220V59H221V60L224 59L225 61L222 60V61H221L222 63L219 64V62L216 63V61L218 60V59H217V60H213L214 62L212 63V62H211V60H212L211 58H213V57H212ZM232 55H233V56H232ZM256 55H257V56H256ZM139 56H140V55H139ZM174 56H175V57H174ZM176 56H177L178 58H177ZM223 56H224V55H223ZM234 56H236V57H234ZM238 56H239V57H238ZM240 56H241V58H240ZM242 56H244V57L242 58ZM150 57H149V58H150ZM180 57H181V58H180ZM205 57H207V58L209 57L208 59L206 58V59L209 60V61L205 60V59H204ZM233 57H234V58H233ZM256 57H257V58H256ZM182 58H183V59H182ZM184 58H185V59H184ZM197 58H198V59H197ZM245 58H246V59H245ZM157 59H158V60H157ZM178 59H179V60H178ZM188 59H189V61H192L193 63L187 61ZM210 59H211V60H210ZM239 59H240V60H239ZM256 59H257V60H256ZM259 59H262L263 61H262V60L260 61ZM164 60H165V59H164ZM176 60H177V62H176ZM181 60H182V61H181ZM194 60H195V61H194ZM198 60H200V61H198ZM202 60H203V61L205 60V61H207L208 63L206 62V65H205V64H204L205 61H204V63H202ZM219 60H218V61H219ZM232 60H233V62H232ZM183 61H184V62H183ZM185 61H186V62H185ZM228 61H229V62H228ZM234 61H238V63H237V62H234ZM255 61H257V62H255ZM179 62H181V63H179ZM182 62H183V65H181ZM209 62L212 63V65L209 66V64H210ZM225 62H227L228 64L225 63ZM262 62H263V63H262ZM157 63L160 64V61L157 62ZM184 63H185L186 65H185ZM197 63H196V64H197ZM201 63H202V64H201ZM223 63H225V66H223V65H224ZM242 63H243V64H242ZM253 63H254V64H253ZM260 63H261V64H260ZM188 64H189V65L191 64L190 67H189ZM193 64H194V65H193ZM207 64H208V65H207ZM213 64H214V66H213ZM215 64H216V65L218 64L217 67H218V68L220 67V70H218V69L216 68V65H215ZM221 64H222V65H221ZM229 64H231L232 66H230ZM256 64H257V65H256ZM157 65H158V64H157ZM157 65H156V66H157ZM192 65H193V66H192ZM227 65H228V66H227ZM233 65H234V67H233ZM250 65L253 67V69H252V67H251ZM121 66H122V65H121ZM123 66H124V67H123L124 69L121 67V68H122V71H123V70H124V71L126 70V71H125V72H124V71H123V72L121 71V74L125 75L126 72H127V70L129 71V68H130V67H129V65H126V64H124ZM125 66H126V67H125ZM156 66H155V67H156ZM158 66H159V65H158ZM180 66H181V69H182V66H183L184 69H182V70H184V71L186 70L187 72L185 71V73H184V72L182 73V70L179 68ZM195 66H196V65H195ZM203 66H202V67H203ZM128 67H129V68H128ZM186 67H187V68H186ZM205 67H203V68H205ZM231 67H232V68H231ZM244 67H245V68H244ZM255 67H256V69H257V72H256ZM121 68H120V69H121ZM125 68H126V69H125ZM127 68H128V69H127ZM156 68H157V67H156ZM178 68H179V69H178ZM222 68H223V69H222ZM243 68H244V69H243ZM249 68H251L252 71H251V69H249ZM212 69H213V71H215V72H213ZM240 69H242V70H240ZM178 70H181V71H180L181 73H180ZM221 70H222V72H224V73H222ZM230 70H231V71H230ZM218 71L220 72V76H221L222 74L225 75L226 77L228 76V77H227V81H226V79H224L225 76H223V75H222L223 78H222V77L218 78L219 76H218V74L216 73V72H218ZM243 71H245V73H243ZM131 72H132V69L129 71V73L131 74ZM205 72H203L202 75H199V76H205ZM219 72H218V73H219ZM241 72H242V73H241ZM255 72H256V73H255ZM84 73H90V72L86 71V72H84ZM108 73L110 74V72H108ZM108 73H106V74H108ZM124 73H125V74H124ZM129 73L127 72V75H130ZM178 73H179V75H178ZM214 73H215V74H214ZM253 73H254V74H253ZM258 73H259V74H258ZM106 74H105V75H106ZM109 74L106 75V77L109 76ZM119 74H120V71H119ZM183 74H184V75H183ZM187 74H188V75H187ZM203 74H204V75H203ZM252 74H253V75H252ZM113 75H114V74H112L111 77H110V76H109V77L112 79V77H114ZM248 75H249V76H248ZM257 75H258L259 77H257ZM88 76L91 77L90 75H88ZM229 76H231V77H229ZM236 76H239V77H236ZM252 76H254L253 79H252ZM260 76H262V77H260ZM109 77H107V78H109ZM226 77H225V78H226ZM241 77H242V78H241ZM206 78H208V77H206ZM217 78H218V79H217ZM229 78H231V79H229ZM260 78H261V79H260ZM249 79H250V80H249ZM205 80H206V79H205ZM251 80H252V81H251ZM254 80H255V81H254ZM224 81H223V83H221L222 85H224V83H225ZM234 81H235V80H234ZM234 81H233V82H234ZM257 81H258V82H257ZM220 82H219V83H220ZM256 82H257L258 84H257ZM215 83H217V81H216ZM219 83H218V84H219ZM253 83H254L255 85H253ZM218 84H217V85H218ZM221 84H220L219 86H221ZM198 86H200V85L198 84ZM203 87H204V86H203ZM223 87H224V86H223ZM212 89H214V88H212ZM233 89H234V88H233ZM235 89H236V88H235ZM236 90H238V89H236ZM150 92H151V91H150ZM150 92H149L148 95H147V97L150 98L149 100L152 101V100L155 99V100L157 101L156 103H158V101L161 100V99H160L161 97L159 98V93L154 92V91L151 92V93H150ZM234 93H235V92H234ZM150 94H151V95H150ZM153 94L155 95V97H154ZM152 97H154V98H152ZM156 97H157V98H156ZM157 99H158V100H157ZM159 99H160V100H159ZM210 101H211V100H210ZM208 102H209V101H208ZM210 103H211V102H210ZM154 104H155V102H154ZM77 111H78V110H77ZM78 113H79V111H78ZM83 113H86V112L83 111ZM83 113H81L80 115H82ZM84 115L86 116V114H84ZM82 116H83V115H82ZM208 132H209V130H208ZM210 132H211V130H210ZM213 132H214V133H213ZM211 133H213L214 135H216V137H215V136L212 134L213 137H211L212 139H210V140H212V141L214 140V142H215V139H217V138L219 137L220 134H218V133L215 132V131H212ZM209 135H211V134H209ZM209 135H205V138H206V136H207V139H209V137H210ZM212 135H211V136H212ZM208 136H209V137H208ZM217 136H218V137H217ZM48 137L53 138L52 140L55 141L54 137H52V136H48ZM214 137H215V138H214ZM223 137H225V135H224ZM40 138H43L42 140L44 141L45 145H47V146H44V147H45V149H47V150L50 149L49 152H50V151H53V149H56L57 151H53V152H54V153L56 152V153L60 154V157H62V158H63V156H64V157H67V155H68V157H69V155H70V159L73 158V159H72V162H71V160H70L69 158H68V159H69L70 161H69L67 158H66L67 160H65V158H63L64 160L61 158L62 163H63V162H64V163H67V166H68L69 168L74 167L76 170L78 169V170H77L78 172L80 171L81 173H84V174H82V175L79 174L80 172L77 173V174H78L77 176L80 175V178H82L81 176H83V175L85 176V177L83 176L84 179H85L86 176H87V177H89V179H90L91 181L94 180V178H95V180H97L96 178H98V180H97L95 183H97V182L99 181V183H97V184L100 185V186L102 185V186H104V187L113 186V184H115V183H113V182H116V180L118 181L119 178L116 179L115 181H114V180L110 181L111 178L109 177V178H110V180H109V181H110V184H112V185L108 184L109 181H107V180H108L109 178H105V177H104V176L106 175V173H108V171L105 172V171H103V170L106 168L107 165L109 166L111 163L108 164L109 162H107L106 160H105V162L102 161V160H94V159H98V158H97L98 156H96L95 158H94L93 156H91L92 159H93V158H94V159L92 160L91 163L88 162V161H87V162H88V163H87L86 161H82V160L87 159V157H85V159H83L84 157H82V155L80 156L79 154H77V153L74 151V152L78 155L77 157L80 156L79 159H78V158L76 157V155H74L75 153L72 155V153H73L72 150H70V151H72L71 153H69V151H68L69 154H65V153H67V151H63L64 153L61 155L62 152L59 153L60 150H59L56 146H55V148H54V146H53L54 144L51 143L52 140H51V142H49V144H46V143H48V140H50V138H49V139H48L47 137L45 138V139L47 140V142H45L46 140H44V137H40ZM219 138L221 139L222 137L220 136ZM219 138H218L217 140H219ZM226 138H227V137H226ZM226 138H224L225 140H223V139H222V140H223V141H229V139L226 140ZM228 138H229V137H228ZM42 140L39 142V144H40V143H43ZM125 142H127V141H125ZM125 142H124V143H125ZM44 143H43V144H44ZM52 144H53V145H52ZM128 144H129V143H128ZM41 145H42V144H40V146H41ZM50 145L53 146V147H50ZM129 145H130V144H129ZM48 146H49V148H48ZM44 147H43V145H42V148H44ZM146 151H148V150H146ZM152 151H153L152 149H149L148 153H146V154L149 155V154L152 153V154H151V156H152V155H153V152H152ZM94 156H95V155H94ZM149 156H150V155H149ZM71 157H72V158H71ZM74 157H75V159H74ZM81 157H82V158H81ZM91 157H88V158H91ZM80 158L82 159V160H81V161H82V164H81V162H80ZM99 158H101V157H99ZM101 159H102V158H101ZM158 159H159V158H158ZM73 160H74V162H73ZM88 160H89V159H88ZM96 161L100 162V163H99V166H100V165H101V167L104 166V168H101V167H100L101 169H99V172H98V168H99V166H98V162H96ZM129 161H131V160H129ZM163 161H164V159H163ZM78 162H80V163H78ZM83 162H84V164H85L86 167H91V166H92V167L89 168V170H88V168H86V167L84 166ZM94 162L97 163V164L94 165ZM106 162H107V163H106ZM133 162L136 163L134 160H133ZM165 162H166V161H165ZM129 163H130V162H129ZM134 163L131 164V165H134ZM70 164L73 165V166L71 167ZM102 164H106V165H102ZM167 164H169V162H167ZM69 165H70V166H69ZM111 165H112V164H111ZM82 166H84V168H83ZM96 166L98 167L97 169L95 168ZM108 166H107V167H108ZM170 166H171V165H170ZM76 167H77V168H76ZM112 167H113V165L110 167V168H111V170H110L111 174L113 173V172H112ZM114 167H115V166H114ZM114 167H113V171H114L115 169L118 170L117 167H115V169H114ZM142 167H143V166H142ZM148 167H149V166H148ZM148 167L146 166L145 168L147 169ZM263 167H264V166H263ZM143 168H144V167H143ZM145 168H144V169H145ZM151 168H153V169H151ZM91 169H92V170H91ZM102 169H103V170H102ZM108 169H109V168H108ZM146 169H145V172L148 170V169H147V170H146ZM150 169H151V170H150ZM263 169H264V168H263ZM76 170H74V171H75V172H74L73 169H72L71 172H73V174L75 173V175H76V172H77ZM100 170H101V171H100ZM117 170H116V171H117ZM149 170H150V171H149ZM149 170H148V171H149V174H150V175L148 174V177L146 176L147 179H146L145 176H144V177H142V178H144V180H143V179H138V180H143V182H144L145 179H146V181L149 182V179H148V178H149L150 176H155V175H153V174H156V173H157V175H158L159 170H156V168H154L153 166H150ZM152 170H155L156 172L153 173ZM82 171H83V172H82ZM84 171H86V172H84ZM96 171L99 173V175H100V173L102 174L103 172H105V173H103V174H105V175L103 176L104 178L102 177V175H100L101 177L98 176V175H95V174H98V173H95ZM102 171H103V172H102ZM116 171H114V173H113V175H115V176L117 175V174H115ZM143 171H144V170H143ZM143 171H142V172H143ZM151 171H152V172H151ZM157 171H158V172H157ZM118 172H119V171H118ZM118 172H116V173H118ZM87 173H88V174H87ZM91 173H92V174H91ZM151 173H152V175H151ZM187 173H188V172H187ZM73 174H72L71 176H73ZM141 174H146V175H147V173H144V172L141 173ZM75 175H74V176H75ZM92 175L95 176V177H93ZM157 175H156V176H157ZM187 175L189 176L190 174H187ZM220 175H223L222 178H223L224 176L226 177V175H224V174H219V176H220ZM74 176H73V177H74ZM97 176H98V177H97ZM119 176H120V173H119ZM161 176H162V175H161ZM193 176H194V175H193ZM99 177H100L101 180L99 179ZM158 177H159V175H158ZM163 177H165V176H163ZM191 177H192V176H191ZM227 177H228V176H227ZM227 177H226V178H223V180H226V179H227V181H229L228 179H231V182L229 181L230 183H233V181L235 180V178H227ZM76 178H77V180H79L78 177H76ZM76 178H75V179H76ZM156 178H157V177H156ZM197 178H198V179H201V177H199V176H197ZM220 178H221V177H220ZM73 179H74V178H73ZM86 179H88V178H86ZM89 179H88V180H89ZM102 179H103V180H102ZM104 179H107V180H105V181H107L108 183H107V182H104ZM135 179H136V178H135ZM194 179H196V178H194ZM233 179H234V180H233ZM81 180H83V179H81ZM81 180H79L78 182H81L82 184H84V182L86 183V180H85V181L83 180L84 182H82ZM95 180H94V181H95ZM132 180H133V179H132ZM132 180H131V181H132ZM138 180H136L137 183H138V184H135V187H136V188L139 187V186H140V187L143 186V184H142V185H139L142 181H141V182L139 181V182H140V183H139ZM196 180H197V179H196ZM73 181H74V183H75V180H73ZM101 181H102V182H101ZM127 181H129V180H127ZM133 181H134L133 183H136L135 180H133ZM152 181H153V180H152ZM197 181H199V180H197ZM200 181H201V180H200ZM78 182H76V185H78V184H77ZM111 182H112V183H111ZM118 182H119V181H118ZM147 182H145V184H147ZM153 182H154V181H153ZM229 182H228V183H229ZM234 182H235V181H234ZM91 183H93V182H91ZM102 183H103V184L106 183L108 186H107V185H103ZM116 183H117V182H116ZM128 183H129V187H131V186H130V185H131L130 183H132V182L129 181ZM149 183H151V185H154V184H155L154 186L157 187L156 183L153 184L151 181H150ZM79 184H80V183H79ZM82 184H81V185H82ZM97 184H95V186H96ZM118 184L120 185V182L117 183V186H118V187H120V186L122 185V184H121V185L119 186ZM157 184L159 185V183H157ZM81 185H78V186H80V188L82 189V186L84 187V185H87V184H84V185H82V186H81ZM89 185H90V186H85L83 189L85 190L86 187H87L89 190L87 189L86 191H90V190L92 189V186H93V185L91 186L90 182H89ZM98 185H97V186H98ZM213 185H214V184H213ZM213 185H211V186L209 185L210 187H212L213 192H214V189H215V193H218V194H222V193H223L224 195H227L225 199L222 198V197H224L223 194L220 195V196H218V194H217V197H218V198L220 197V200H219L217 197L214 198V196L216 195L215 193H214V196H211V194L213 195V192H212V191H211V192H209L210 190H209V191L207 190L208 192L205 191V190H204V191H201V190H203V189L200 190V189H198L199 187H197V186L190 187V189H194L195 191H194V190H191V191H190V189H189V191H190V192L193 191V194H194L195 197H196V195L198 196V194H199L200 191L202 192V194H204V195H203L204 197H205L206 193H207V195H208V193H209V196L206 195L205 199H206V198H207V199H210L211 197H213L214 200L217 198L215 201L220 202V201H221V198H222V199H224L225 203L228 204V201H226L227 197H229V196L232 197L233 195H230L231 193H229V191H227L226 189H225V190H226L227 192L224 191V190H222L223 188H222L221 186H220L221 188L219 187V190H216V189H218V186H217V185H214V186H213ZM97 186L95 187V189L97 188ZM114 186L116 187V185H114ZM114 186H113V187H114ZM144 186H145V185H144ZM144 186H143V187H144ZM148 186L151 188L150 184H148ZM148 186L146 185L144 188H142V187L140 188V187H139L138 189H140L141 191H144L143 189H145V188H149ZM154 186H152V187L154 188ZM209 186H208V187H209ZM89 187H91V189H90ZM118 187H116V190H118L117 193H119V189H120V188H118ZM132 187H134V184H132ZM210 187H209V188H210ZM214 187H216V188H214ZM136 188H132V190H134V194H135V192L137 191ZM153 188H152V189H153ZM158 188H160V187H158ZM195 188H196V189H195ZM247 188H250V187H247ZM122 189H124V188H122ZM135 189H136V191H135ZM152 189H150V191H149V189H147V190H148L150 193L153 191V192L151 193V194H152V195H151V198H152L153 200H154L155 198L157 199V200H154V201L152 202V205L155 207V211L157 212L156 209H158V211H159V204H157V203H159V202H156V201L159 200V199H158V198H159L158 195H159L161 192H160V191L157 192V189H154V190L156 191V192H154V190H152ZM212 189H211V190H212ZM251 189H252V188H251ZM116 190H115V191H116ZM120 190H121V189H120ZM140 190H139V191H140ZM147 190H146V192L148 193ZM158 190H161V189H158ZM197 190H198V192H197ZM221 190H222V191H221ZM252 190H253V189H252ZM93 191H94V190H93ZM115 191L113 192V194L115 193ZM122 191H124V190H122ZM141 191H140V192H141ZM217 191H218V192H217ZM219 191H220V192H219ZM223 191H224V192H223ZM178 192H179V191H178ZM194 192L197 193V194H195ZM201 192H200V194H201ZM204 192H205V193H204ZM225 192H226V193H225ZM117 193H115L114 195L120 197L119 194L116 195ZM123 193H124V192H120V194H123ZM137 193H139V192H137ZM137 193H136L135 195H138ZM150 193H149V194H150ZM156 193H157L158 195L154 196ZM169 193H170V192H169ZM227 193H229V194H227ZM153 194H154V195H153ZM193 194H192V195H193ZM161 195H163V196H165V197H168V196H169V194L167 195V193H164V192H162ZM161 195H160V196H161ZM121 196H122V195H121ZM221 196H222V197H221ZM118 197H117V199H118ZM157 197H158V198H157ZM209 197H210V198H209ZM213 198L210 199V200L212 201L211 203H216V205H217L218 202H213V201H214ZM119 200H120V199H119ZM190 201H191V200H190ZM193 201H194V200H193ZM222 201H223V200H222ZM222 201H221V202H222ZM155 202H156V203H155ZM191 202H192V201H191ZM221 202H220V203H221ZM119 203H120V202H119ZM153 203H155L157 206H155ZM194 203H196V201H194ZM225 203H224V202L222 203L224 207L227 206V204H225ZM132 204H133V203H132ZM150 204H151V203H150ZM196 204H198V203H196ZM199 204H200V203H199ZM199 204H198V205H199ZM130 205H131V203H130L128 206H130ZM152 205H151V207L148 209L149 211H152V210H151V209H153V208H152ZM187 205H188V203H187ZM192 205H193V206H191V203H190V206L192 207V208H190V209H194V205H195V204H192ZM214 205H215V204H214ZM228 205H229V204H228ZM128 206H127V208H128ZM199 206H200V205H199ZM218 206H220V204H218ZM130 207H133L134 210L137 209V210L135 211L136 213H137V211H139V210H138V209H139V208H138V207H139L138 205H135V204H134V205H132V206H130ZM130 207H129V210L131 209L132 212H133V211H134L133 208H130ZM136 207H137V208H136ZM157 207H158V208H157ZM196 207H198V206H195V208H196ZM200 207H201V206H200ZM200 207H199V208H196V210H197V209H198V210L201 209ZM220 207H221V206H220ZM224 207H222V208H224ZM227 207H231V206L229 205V206H227ZM258 207H259V209L262 208V207H260V206H258ZM127 208H126V209H127ZM127 210H128V209H127ZM153 210H154V209H153ZM194 210H195V209H194ZM201 210H202V209H201ZM260 210H261V212H262V211H264V208H263V209H260ZM129 212H130V211H129ZM153 212H154V211H153ZM153 212H151V213L148 212V213L146 214V216L149 215V216H148L149 218L147 217L148 219H146V220L144 219L143 222L141 221L142 224H141V223H140V224H141V225H143L144 223H145L146 225L150 224V225H152L153 228H155V230H153L152 228H151V229H148V230L144 228L145 230H144V229H142V230L140 229L141 231H137V230H139V228H136L135 226H133L134 224L137 225V223H133V225H132V226H133V229H134V228L137 229V230L134 229L136 232H133L134 230L131 229L132 232H133V234H134V233L137 234V232H138V234H140V232H144V231H145L146 233H147V232L149 233V234H148L149 237H151L150 235H156V236H153V238L155 237V239H156V237H157V239L160 240V238H159L160 235H161V237H164V238H166V239L169 238L170 240H167V241H166V239H163V238H162V239H163L166 243H167L168 241H170V242H173V241H174L173 243H170V242H169L168 244H173V245H175V243H176V244H177L176 246H178V248L180 247L179 249H181V250H180L181 252H183L184 250H185V251H184L185 253H186V251H187V253L190 252V253H188V255H187V253L185 254V253L183 252V253H184V256H185L186 258H187L189 255H191V251H192V250H193L194 252H195V250H196L195 254L198 253V256H199V257H196V259L201 260V261L197 262V260H195V258H194V259H193V263H191V264H194L195 261H196V263H198V264H199L200 262H201L200 264H202V263H203V264H206V263H204V262H208V261L210 260L211 257H212V258H215V259H216V258L218 259V258L220 257V256H219L220 254L223 255L222 253H220L221 251H223V253H224L225 255H227V258H228V260L230 259V261H231V259L234 260L235 258H236V259L238 258V261H237L236 259H235L236 261H233L235 264H237V262H238V263L240 262L241 264H243L244 262H245L244 264H264V263H263V261H264V259H263V258H264V254H262V253H264V252H263V251H264V248L261 249V247H262V243H263V246H264V238H262V239L260 238L261 241L258 240L259 242H261L260 245L257 244V243H259V242L254 243L255 241H254V240H251V239H254V238H255V237H254L255 235L253 236L254 238H253V237L251 238V235L256 234V233L258 232L257 228H258L259 226H264V221H262L263 225H262L261 222H260L261 225H259V224H260L259 222H258L259 224H256V223H255L256 226H258V227H256V230H257V231L255 230L254 227L249 226V225H250L249 221L247 222V223H249V225L247 224V225H245V226H249V227H252V229H254V230L251 231V228H247V229H249V231H247V229H246L245 226H244L245 231H247L248 233L251 231V235H250V236H249V234L247 235V232L245 233V232L243 231V230H244V229H243V224L246 223L245 220H244L245 222H243V221L240 220V221H241V226H242V228H241V226H238V227H240V228L242 229V231H241V229L239 230V229L237 228V229L239 230V232H241V234H242V232H244V234H246L245 237L243 236L245 239L247 238V239L250 240V241L247 240V242H245L246 244H248V243L251 242V244H248V247H250V251L252 250V249H251V246H252V248H253V247H256L255 244H257V247H260V248H257L258 251H256V250L253 248V250L256 251L257 253L254 252L253 250H252L253 253H252V251L250 252V251H249V248L246 247V246H247L246 244H245L246 246H245V248H244V247H243V246H244V244H243L244 242H243V241H241L242 243L240 242V244H243V245H242V246L240 245V246H239L240 248H238V250H237V244L239 243V240H238V243H237V241L234 240V239H235L236 237H238L239 234H240V233L238 232V230H237L236 232H234V234H236V233L238 232V234L235 235V236H236L235 238H234V236H233V238H232V235H234L232 232H231L232 235L229 234L230 232L228 233V234L230 235L231 240L233 239V241H232L231 243H233V242L235 241V243H233L234 245L232 244L233 247H234V246L236 247V248L234 247V250H233V251H230L229 253L234 252V251H235V253H236V251H237V254H238V251L243 250V248L245 249L244 251L248 250V251H246L247 253H245L244 251H241V254L243 253L242 255H241V254H238V255L235 254V255H237V257L234 256V258H229V257H228L229 253H228V252H225V251L228 250V249H226L227 247H229V250H230V248L232 247V246H231V243L229 244V240H230V239H229V238L227 239V241H228V244H227V243H226L227 241H225L224 238H223V240H222V239H221V240H222L223 242L225 241L224 243H218L219 241H217V240L215 241L216 243L219 244L218 247L215 246V247L213 248V246L210 244V243L213 242V241H211V242L209 241V244H206L207 247H208V246H209V247L212 246L210 249L213 250V252H211L212 250H210L209 252L206 251V252H208L207 254H209L210 252L213 254V255H212V254L210 253L211 256H209L210 254L208 255L210 258L208 257L209 259H208V258L206 259L205 256H207V255H205V253H202V254H201V252H199L195 246H189V245H193V244L195 245L196 241H198V240L195 241V239L198 238V236H197L196 233H194V226H196L194 222H195L197 219L194 218V219H195V220H194V219H192V218H190V217H187V218H189L188 221H186V218H184L185 220H184L183 218H182V219L179 218V219H180V221H179V219L177 220V218L174 217V216H172V217L170 216V217H168V219H165V218H167V217H166L167 215H165V216L163 217V215H159L158 213H156V214H157V215H156L155 212H154V214H155V215H154ZM198 212H199V211H198ZM218 213H219V212H218ZM222 213H223V212H221V214L219 213L220 215L218 214V215H217V218H216V219H218V217H221L220 220H219V219H218V220H219L220 223L223 222L222 225H219L220 223H218V226H219V227H220V226H223V227H224V225H225V226L227 227V226H229L230 224H233V225H231V228H232V226H233V228H236V226L234 227V225H238V224H236L237 222L235 221V220H237V219H235V220L232 219L231 214H228V212H227V214H226V212H224L223 216H221ZM150 214H152V215H150ZM262 214H264V213H262ZM168 215H172V213H171V214H168ZM207 215H208V214H207ZM224 215H225V216H224ZM227 215H229V216H227ZM97 217H98V216H97ZM157 217H158V218H157ZM162 217H163V218H162ZM222 217H223V218H222ZM262 217H264V216L262 215ZM151 218H152V219H151ZM173 218H175V219L177 220V222H176V220L173 219ZM227 218H228V219H227ZM170 219H171V220H170ZM190 219H192V221H191L192 223L190 222ZM216 219H215V220H216ZM231 219L234 220L236 223H233L234 221L232 222ZM142 220H143V219H142ZM150 220H151V221H150ZM173 220H175V221H173ZM193 220H194V221H193ZM228 220H229V221H228ZM262 220H263V219H262ZM156 221H157V222H156ZM185 221H186V222H185ZM208 221H209V220H208ZM212 221H213V220H211V221H209V222H212ZM216 221H217V220H216ZM225 221H226V222H225ZM238 221H239V220H238ZM100 222H101V221H100ZM139 222H140V221H139ZM217 222H218V221H217ZM217 222H215V223H217ZM229 222H231V223H229ZM158 223H159V224H158ZM161 223H162L163 225H162ZM178 223H179V225H178ZM184 223H185V224H184ZM190 223H191V224H190ZM238 223H239V222H238ZM242 223H243V224H242ZM79 224L81 225L82 223H78V225H79ZM140 224H138L137 226H139ZM145 224H144V225H145ZM160 224H161V225H160ZM189 224H190V225H189ZM255 224H254V226H255ZM150 225H149V227H150ZM153 225H157V227H156V226H153ZM159 225L162 227V228H160L161 230L158 229V228H159V227H158ZM165 225H166V226L168 227V229H170L171 231H170V230L168 231V229L165 230V228H166ZM188 225H189V226H188ZM192 225H193V226H192ZM251 225H252V224H251ZM111 226H113V225H111ZM164 227H165V228H164ZM192 227H193V228H192ZM209 227L211 228V226H209ZM214 227H216V226H214ZM223 227H220V228L224 229L225 227H224V228H223ZM113 228H114V227H112L111 230L114 231V232H113L114 235H115V232H116V233L118 234V236H119V237H117V236H116L117 234L115 235V239L118 238L119 240H117V239L115 240L114 238H112V239H114L116 242L118 241V243H116V242L112 243V242L114 241V240H113V241L111 242L112 245L110 244V245H111V250H112V251H113V248H114V253H115V254L111 251V252L113 253L114 258H115V256H118V257H116V258L121 259L122 261H123V260L125 261V259H126L125 262H129V264H140V263L142 264L143 261H146V262H147V261H150V262H151L150 264H164V263H165V264H169V263L171 264V262L168 263V261L163 262V260H164V259L162 258L163 256H162L161 254H159V252L161 253L160 249L156 251L155 248H154L153 253H151V252L149 251L151 248H153V247H151V246H149L150 249L147 247L149 250H148L145 246H142L143 248L145 247V248H144L145 250L142 249V247H140L142 244H140L139 241H137L138 239H135V240H134V238H137V236H135L136 234H135V235H132V234H131L132 237L130 236V238H128V237H127L125 234H123V232L120 231L118 228H117V229H116V228L113 229ZM191 228H192V229H191ZM217 228H218V227H217ZM231 228H230V229H231ZM260 228H261V229H260ZM260 228H259V229H260V230H259L260 233L258 232V233H257L258 235L256 234V237H257V238H255V240L259 239L258 237H264V231H262V230L264 229V227H263V228L260 227ZM156 229H157V230H156ZM227 229H229V228H227ZM159 230H160V231H159ZM208 230H209V229H207V231H208ZM67 231H68V230H67ZM69 231H70V230H69ZM69 231H68V232H69ZM191 231H192L193 233H192ZM209 231H212V230H209ZM255 231H256V232H255ZM261 231H262V232H261ZM65 232H66V231H65ZM68 232H67V233H68ZM71 232H72V231H71ZM132 232H131V233H132ZM145 232H144V233H145ZM162 232H163V233H162ZM164 232H165V233H164ZM166 232H167V233H166ZM169 232H170V233H169ZM189 232H190V233H189ZM252 232H253V233H252ZM72 233H73V232H72ZM72 233H69V234H72ZM218 233H219V232H218V230H217L216 234H218ZM69 234H67V235H69ZM119 234H120V235H119ZM163 234H164V235H163ZM182 234H183V235H182ZM190 234H192V235H190ZM195 234H196V236H195ZM210 234H213V232H211ZM244 234H242V235H244ZM162 235H163V236H162ZM165 235H166V237H165ZM222 235H223V234H222ZM237 235H238V236H237ZM107 236L110 237V235H107ZM133 236H134V238H133ZM167 236H168V237H167ZM181 236H182V237H181ZM184 236H185V237H184ZM214 236H217V235H214ZM226 236H228V235H226ZM246 236H248V237H246ZM121 237H122V240H120ZM186 237H187V238H186ZM188 237H189V239H188ZM194 237H195V239H194ZM239 237H240V240H243V237H242V236H239ZM239 237L236 238V240L239 239ZM241 237H242V239H241ZM131 238H132V239H131ZM199 238H200V237H199ZM199 238H198V239H199ZM250 238H251V239H250ZM123 239H124V240H123ZM125 239H127V240H125ZM110 240H111V238H110ZM139 240H140V239H139ZM188 240H189V241H188ZM200 240H201V239H200ZM262 240H263V242H262ZM119 241H120V242H119ZM121 241L124 242V243H122ZM128 241H129L130 243H129ZM136 241H137V242H136ZM154 241H155V240H154ZM203 241H204V240H203ZM222 241H220V242H222ZM244 241H246V240H244ZM253 241H254V242H253ZM126 242H127V243H126ZM159 242H160V241H159ZM191 242H192V243H191ZM207 242H208V241H207ZM215 242H213L212 244L214 245ZM252 242H253V243H252ZM125 243H126L128 246H130L132 250L129 249L130 247L127 248V245H126ZM128 243H129V244H128ZM135 243H136L137 245H136ZM183 243H185L186 245L183 244ZM189 243H190V244H189ZM236 243H237V244H236ZM62 244H63L62 246L56 244V247H59V249H63V253H65V255H67V257H66L65 255L60 254V253H58V254L61 255V256H63V257H65L66 260H68L69 262H72L73 264H76L77 261H78V260H77V257L73 256V255H72V252H70V251H66V248H69V247H68L64 242H62ZM113 244H116V245H113ZM122 244H123V245H122ZM131 244H132V245H131ZM133 244H134V245H133ZM138 244H139V245H138ZM179 244H180V245H179ZM218 244H217V245H218ZM220 244H222V245H220ZM30 245H31V244H30ZM206 245L204 244V246H206ZM215 245H216V244H215ZM238 245H239V244H238ZM250 245H251V246H250ZM253 245H254V246H253ZM185 246H188L189 248H188V247L185 248ZM220 246H221V248H220ZM222 246H223V248H222ZM224 246H225L226 248H224ZM230 246H231V247H230ZM85 247H86V246H85ZM137 247H138V248H137ZM183 247H184L185 249H184ZM233 247H232V249H233ZM136 248H137L138 250H137ZM156 248L158 249V248H160V247H159V246H156ZM191 248H192V249H191ZM193 248H194V249H193ZM195 248H196V249H195ZM59 249H56V250L60 251ZM84 249H85V248H84ZM128 249H129V250H128ZM133 249H134V250H133ZM146 249L148 250V253L145 252V251H147ZM182 249H184V250H182ZM190 249H191V250H190ZM205 249H206V248H205ZM208 249H209V248H208ZM218 249H219V250H218ZM232 249H231V250H232ZM235 249H236V250H235ZM239 249H240V250H239ZM259 249H261L262 253H260L261 251H259ZM206 250H207V249H206ZM220 250H221V251H220ZM224 250H225V251H224ZM215 251H216V253H215ZM69 252H70V253H69ZM217 252H219L220 254H217ZM249 252H250V253H249ZM150 253H151V254H150ZM183 253H181V254H183ZM214 253L216 254L215 256H214ZM254 253H256V254L259 253V256L256 255V254H254ZM17 254H18V253L16 252L15 249H14V250H13V249H11V250L8 249V250L4 253V255H2V256H5V257H3V258L1 259L2 263H4V264H8V260H5V258L12 257V258H15V259H16V256H18ZM260 254H261V257H260ZM9 255H10V256H9ZM11 255H12V256H11ZM160 255H161V256H160ZM196 255H197V254H196ZM217 255H218V256H217ZM244 255H245V256H244ZM262 255H263V257H262ZM200 256L205 257L204 259H205V260H208V261H205V260H204L202 257H200ZM213 256H214V257H213ZM223 256H224V255H223ZM223 256H221V257H222L224 260L220 257V258L218 259V261L220 260V261H224V263L227 262V264H232V262L230 263L229 261H227V258H224L225 256H224V257H223ZM238 256H239V257H238ZM119 257H120V258H119ZM160 257H161V258H160ZM182 257H183V255H182ZM240 257H241V258H240ZM255 257H256V258H255ZM259 257H260V258H259ZM57 258H59V257H57ZM122 258H123V259H122ZM147 258H148V259H147ZM200 258H202V259H200ZM239 258H240V259H239ZM243 258H244V259H243ZM253 258H254L255 260H254ZM15 259H13V260H15ZM17 259H18V257H17ZM189 259H190V258H189ZM217 259H216V260H217ZM247 259H248V260H247ZM250 259H251L252 261H254V263H253ZM159 260H160V261H159ZM203 260H204V262H203ZM225 260H226V261H225ZM241 260H242V261H241ZM249 260H250V261H249ZM256 260H257V263H256ZM3 261H4V262H3ZM6 261H7V262H6ZM260 261H261V262H260ZM130 262H131V263H130ZM160 262H163V263H160ZM188 262H189V261H188ZM190 262H191V260H190ZM190 262H189V264H190ZM228 262H229V263H228ZM208 263L210 264V262H208ZM221 263H223V262H221ZM77 264H78V263H77ZM143 264H146V263L144 262ZM172 264H173V263H172ZM174 264H175V263H174ZM225 264H226V263H225Z\"/></svg>", "mask_w": 264, "mask_h": 264}]
</instances>
